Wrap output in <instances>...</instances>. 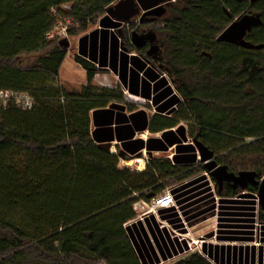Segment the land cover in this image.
<instances>
[{
    "label": "trees",
    "instance_id": "1",
    "mask_svg": "<svg viewBox=\"0 0 264 264\" xmlns=\"http://www.w3.org/2000/svg\"><path fill=\"white\" fill-rule=\"evenodd\" d=\"M117 1L0 0V90L35 99L29 111L0 107V264H146L129 227L137 217L134 203L157 198L205 171L196 165V155L174 158V163L150 158L143 172L120 167L121 160L131 158L96 143L90 114L113 102L125 104L122 89L93 86L99 70L80 56L75 62L86 72L87 85L78 93L59 86L68 53L62 41L49 38L57 16L77 24L69 29L74 36L99 19L115 29L120 25L105 16ZM65 5H71L69 12L62 11ZM246 14L262 19L246 41L264 46V1L183 0L168 5L156 21L142 20L144 26L152 24L160 48L154 69L173 82L179 95L171 117L155 116L150 130L185 124L191 139L213 152L218 165L235 174L253 172L262 180L264 48L216 41ZM144 26H131L121 42L127 53L142 54L150 63L143 54L147 47L131 44L132 31ZM188 149L195 153L193 146ZM245 190L258 193L251 184ZM218 192L234 197L240 188L224 183ZM257 219L264 227L262 209ZM172 264L213 263L192 253Z\"/></svg>",
    "mask_w": 264,
    "mask_h": 264
},
{
    "label": "rangeland",
    "instance_id": "2",
    "mask_svg": "<svg viewBox=\"0 0 264 264\" xmlns=\"http://www.w3.org/2000/svg\"><path fill=\"white\" fill-rule=\"evenodd\" d=\"M61 9L64 12H69L71 5H65ZM61 19L68 22L66 24L68 27L67 34L63 35L62 26L65 25H60L59 23L63 22L60 20L49 35V38L55 39L58 44L62 41V46L68 53L64 69L59 75V86L70 93H76L79 92L81 85L85 82L87 84L86 74L75 62V57L81 55L79 53V42L84 36L93 31H101L99 27L101 19L79 36L69 33V29L76 30L78 28L76 23L68 17ZM135 21L139 24V17ZM103 33L107 35L113 34L112 31ZM106 37L103 36L101 38L103 49L104 47H109V36L108 39ZM101 53L104 54V51L102 50ZM83 58L88 60L87 57ZM22 62L24 65L27 64L26 60ZM95 67L99 72L93 79V86L102 88L120 87L122 91L125 90L136 98V100L130 99L124 94V97H127V101L124 99L126 105L134 106L137 109H147L150 114L156 112L157 107L152 100L155 91L153 90L152 92L151 89V93L147 94L146 86L148 82L143 71H131L130 79L135 80H130L131 83L128 81L124 83L119 76L117 68L115 69L108 64L104 66L98 62H96ZM129 69H132V67H129ZM168 80L176 93L175 95L179 96L173 82L170 79ZM132 82H134L133 85ZM185 126L187 127L186 142L190 147L193 146L195 148L196 165H202L205 169L200 161L199 152L193 143L194 140L189 135V128L187 125ZM174 152L169 150L166 154H156L155 157L172 158ZM140 159L142 161L139 163L135 162L134 158H131L127 161V164L120 165V167L134 172H143L150 158L145 156V158L140 157ZM130 162L132 164H129ZM172 193L176 198V206L172 208L174 213H172L173 218L171 219L164 220L160 211L144 218L142 217L144 210H136V219L141 226L139 225L135 229L134 234L136 240L139 241L138 244H140L143 251L146 264H172L192 253H199L204 256L202 246L204 247L206 243L215 247L243 250L242 252L253 253L255 251L257 260H260V255L264 256L262 254L264 250V227L257 219L261 206L258 199L251 197V195L256 194L240 188L238 195L222 197L218 192V184L206 169L183 185L172 188ZM166 234L171 238L175 250L178 252L177 255L174 250L170 251V253L161 251L160 243L163 235ZM164 239L166 240V237ZM166 241L168 243V239ZM173 254H175L174 257ZM164 257L169 259L166 260Z\"/></svg>",
    "mask_w": 264,
    "mask_h": 264
},
{
    "label": "crops",
    "instance_id": "3",
    "mask_svg": "<svg viewBox=\"0 0 264 264\" xmlns=\"http://www.w3.org/2000/svg\"><path fill=\"white\" fill-rule=\"evenodd\" d=\"M105 17L109 18L107 15ZM111 21L114 22L113 20ZM118 24L120 26L113 29L104 25L100 20L99 27L101 31H93L80 40L79 53L81 55L79 56L87 57L93 64L98 62L104 66L108 64L115 69L117 68L119 76L124 83H127V81L131 83L130 80H135L130 79L131 71H143L148 82L146 86L147 94L151 93V89L152 92L153 90L155 91L152 100L157 109L154 114H150L147 109L133 108V110H130L129 106L126 104L113 102L104 109L94 110L90 114L91 134L93 138L98 144H110L113 151H119L128 158H145V156L154 158L156 154H166L169 150L175 151L173 157L168 158L172 160L173 163L174 158L182 160L193 157V155L196 154L188 149L189 144L186 142L187 127L184 124L158 133L151 132L150 125L155 116L171 117V114L176 110V105H174V103L172 104V102L174 99H177L178 96L175 95L176 93L170 85L169 80L166 79L165 76L160 75L150 63L143 60L141 55H138L137 52H124L121 38L126 35V28L129 24ZM108 31H112L113 34L107 35L103 33ZM103 36H107V39L109 36V47H104V49L102 48L101 39ZM114 48L116 52H113ZM102 50L104 54L101 53ZM140 62H142L144 66L139 64ZM64 63L60 73L64 69ZM76 65L81 67L79 64ZM129 67H132V69H129ZM81 69L83 70L82 67ZM83 72L86 74L84 70ZM162 80H165V83L160 86ZM133 84L134 82H132V85ZM86 85V82L81 85L79 92L82 87ZM168 89L172 90L171 94H166ZM160 212L164 220L173 218L172 213H174V209L172 208L161 210ZM139 225L140 223L137 219L129 224L137 244L139 241L136 240L134 231ZM136 233L138 234V232ZM164 237H166V240L168 239V243ZM160 244L161 251L170 253V251L174 250L177 255L178 252L175 250L168 234L163 235ZM202 251L206 255H204V257L213 264H264V256L260 255V260H257V258H255V251H253V253L242 252L243 250L215 247L208 243H206L204 247L202 246ZM175 254H173V257ZM262 254L264 255V250ZM164 259H166V257H164ZM168 259L169 258L166 260Z\"/></svg>",
    "mask_w": 264,
    "mask_h": 264
},
{
    "label": "water",
    "instance_id": "4",
    "mask_svg": "<svg viewBox=\"0 0 264 264\" xmlns=\"http://www.w3.org/2000/svg\"><path fill=\"white\" fill-rule=\"evenodd\" d=\"M183 0H119L106 9V15L116 23L123 25L130 24L139 17L140 21L148 17L160 18L166 13V7L174 2ZM255 4L264 0H249ZM154 20V19H152ZM262 25L259 14H246L237 18L218 38L217 42L222 44L237 45L246 50H261L263 45H253L246 41L247 35L254 29ZM154 37L139 34L137 31L131 33V44L140 49ZM123 49V48H122ZM126 52V49H123ZM200 156V161L205 169L214 178L216 183L222 186L224 183L232 184L234 188L245 190L249 184L258 187V193L251 197L258 199L261 209L264 211V179L257 180L253 172H243L235 174L229 172L226 166L218 165L214 153L198 140L193 141ZM104 150H112L110 144H100Z\"/></svg>",
    "mask_w": 264,
    "mask_h": 264
},
{
    "label": "built area",
    "instance_id": "5",
    "mask_svg": "<svg viewBox=\"0 0 264 264\" xmlns=\"http://www.w3.org/2000/svg\"><path fill=\"white\" fill-rule=\"evenodd\" d=\"M54 14L57 15V11L55 9L52 10ZM58 17V23L60 20H62V17ZM63 22H60V25L62 26L63 35H66L68 32V27L66 24L68 22L66 20H62ZM110 88V87H108ZM117 88V87H114ZM123 93L126 94V96L130 99L136 100L133 96H131L129 93H127L125 90H123ZM129 94V95H127ZM125 96V100L127 101V97ZM9 105H14L24 111L31 110L35 105V99L34 97L29 93H21V92H14L10 90H0V107L7 108ZM112 153H116V151L111 150ZM135 161L139 160V163L142 161L140 157H133ZM127 161L121 160L120 165L127 164ZM124 168V167H123ZM135 197H139L138 194H135ZM176 206V198L174 194L172 193V189L166 190L161 196L151 199L150 201L146 200H138L134 203L133 208L134 211L142 209L144 210V214L142 217L146 218L150 214H155L158 211L165 210V209H171Z\"/></svg>",
    "mask_w": 264,
    "mask_h": 264
},
{
    "label": "flooded vegetation",
    "instance_id": "6",
    "mask_svg": "<svg viewBox=\"0 0 264 264\" xmlns=\"http://www.w3.org/2000/svg\"><path fill=\"white\" fill-rule=\"evenodd\" d=\"M151 19H158V18H155V17H151ZM143 21L141 20L140 21V24H137L135 20H133V22H131L127 28H126V33H127V30L129 31V28L131 26H138V27H141V26H144V24L142 23ZM152 24H148L146 26H144L142 29L139 30V34H142V35H145V36H151L152 35V32L150 31V26ZM145 47H147V52L143 53L145 56H147L148 58H150L151 60L149 61L150 62V65L154 68L156 67L155 65L158 64L159 62V55H160V48L158 47L157 45V42L156 40L152 39L151 41H146ZM143 46V47H144ZM142 55V54H140ZM143 56V55H142Z\"/></svg>",
    "mask_w": 264,
    "mask_h": 264
},
{
    "label": "bare ground",
    "instance_id": "7",
    "mask_svg": "<svg viewBox=\"0 0 264 264\" xmlns=\"http://www.w3.org/2000/svg\"><path fill=\"white\" fill-rule=\"evenodd\" d=\"M135 162H139V160L138 161H135ZM129 164H132V162H130Z\"/></svg>",
    "mask_w": 264,
    "mask_h": 264
}]
</instances>
